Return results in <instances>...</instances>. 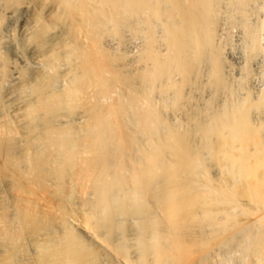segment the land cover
I'll return each mask as SVG.
<instances>
[{"label": "bare ground", "instance_id": "obj_1", "mask_svg": "<svg viewBox=\"0 0 264 264\" xmlns=\"http://www.w3.org/2000/svg\"><path fill=\"white\" fill-rule=\"evenodd\" d=\"M52 1L68 40L0 100V264H25L27 237L32 264H170L202 243L193 264H264V20L247 21L264 0ZM222 8L246 38L235 89ZM34 21L21 31L39 44L50 24ZM197 78L220 103L167 118Z\"/></svg>", "mask_w": 264, "mask_h": 264}, {"label": "rangeland", "instance_id": "obj_2", "mask_svg": "<svg viewBox=\"0 0 264 264\" xmlns=\"http://www.w3.org/2000/svg\"><path fill=\"white\" fill-rule=\"evenodd\" d=\"M45 1V2H43ZM34 2V3H33ZM46 3V4H45ZM25 4V5H24ZM2 5V6H1ZM37 5V6H36ZM50 5V6H48ZM53 5V6H52ZM0 6H1V10H0V57L2 58V60L5 59V61L7 62V70H9L11 73H9V76H7L5 78L4 81H2L0 83V100H1V97L9 90L12 88V86H14L18 81L19 79H16V70L18 69H15V68H19V70H22V72H24V70H26L23 75L24 77H28L32 72L33 74H35L38 70H40L42 68V65H43V62L41 60L42 58V54L49 51V49H56V51H61V48H59V43L63 40H68V37H67V30L65 28V23L63 22H55V23H51V20H53L56 16V13H57V10L54 6V2L52 0H21V2L19 4H16V5H12L11 7L9 8H6L4 6V3L2 0H0ZM39 6V7H38ZM44 6V7H43ZM48 6V7H47ZM255 7V8H254ZM33 8V10H32ZM48 8V9H47ZM252 10H251V13H249L248 17H247V21L249 24H253L254 26L258 25L260 21L258 20H264V10L261 6V4H258V3H255L253 6H252ZM261 8V9H260ZM31 9V10H30ZM52 11H51V10ZM223 10L220 12V15L222 17L219 16V20H218V23L220 25V27L222 28L223 27V30L225 28H229L231 25V23L229 21H227L226 19V15H227V12L225 11L224 8H222ZM259 9V10H258ZM5 10V11H4ZM262 10V11H260ZM32 11V12H31ZM41 11V12H40ZM54 11V12H53ZM255 11V12H254ZM258 11V13H257ZM2 12V13H1ZM36 12V13H35ZM45 12V13H43ZM4 13V14H3ZM30 13H33V14H30ZM35 13V14H34ZM47 13V14H46ZM257 13V14H256ZM260 13V14H259ZM38 14V15H37ZM40 14V15H39ZM251 14V15H250ZM254 15V17H253ZM38 16H41V20H43V22H46V23H49L50 24V27H48L47 31L43 34V37H44V41L42 43H36L34 40H32L31 38H29L31 35H28V32L30 34V31L31 29L29 30H26L24 29L23 31H21V27L22 25L24 24V26H32L35 22L34 20L38 17ZM49 16V17H48ZM256 16V17H255ZM32 17V18H31ZM54 17V18H52ZM252 17V18H251ZM4 18V19H2ZM21 19V20H20ZM24 19V20H23ZM34 19V20H33ZM224 19V22L223 20ZM250 19V20H249ZM49 20V21H48ZM226 20V21H225ZM252 20V21H251ZM254 20V21H253ZM261 20V21H262ZM24 21V22H23ZM27 21V22H26ZM23 22V23H22ZM59 23V24H58ZM224 23V24H223ZM223 24V25H222ZM228 24V25H227ZM60 25H62L60 27ZM225 25V27H224ZM227 26V27H226ZM236 26V27H235ZM55 27H56V30H55ZM232 27V29H231ZM229 29H231V31L228 29L226 30H222V42L224 44V47H225V53H226V59H230L228 60V62L231 64L230 66L233 68V71H232V75H231V79L229 77V83L231 85L232 88L235 89V87L237 86L238 87V84L239 83H236V81L238 82V76H239V68L240 66L242 65V62H243V59L245 58V54H246V38L243 34V31L240 30V27H238L237 25L233 24ZM235 27V28H234ZM17 31H16V30ZM50 29V30H49ZM235 29V30H234ZM53 30V31H52ZM66 30V31H65ZM233 30V32H232ZM51 31V32H50ZM227 31H229L230 33H227ZM238 31L239 34H238ZM14 32H16L14 34ZM25 32V33H24ZM50 32V33H49ZM235 32V33H234ZM236 32H237V35H241V36H237L234 37L236 35ZM21 33V34H20ZM56 33V34H55ZM243 35H242V34ZM20 34V35H19ZM54 34V35H53ZM230 34V35H229ZM233 34V35H232ZM15 35V36H14ZM27 35H28V38H27ZM53 35V36H52ZM229 39H227V36ZM52 36V37H50ZM61 36V38H60ZM47 37V39H46ZM50 38H53L52 40L49 39ZM55 37H59L60 40H58L57 38ZM129 35H126L125 38H128ZM232 37V38H231ZM243 37V38H242ZM10 38V39H9ZM16 38V40H15ZM25 38V39H24ZM18 39V40H17ZM224 39V40H223ZM234 39H236L235 42ZM241 39V40H240ZM2 40V41H1ZM49 40V41H47ZM240 40V41H239ZM244 40V41H243ZM18 41V42H17ZM57 41V42H56ZM227 41V42H226ZM234 41V42H233ZM9 42V43H8ZM17 42V43H16ZM28 42H31V43H28ZM241 42V44H240ZM245 42V43H244ZM4 43V44H3ZM14 43V44H13ZM47 43V44H46ZM51 43V44H49ZM235 43V44H234ZM11 44V45H10ZM25 45V46H22V45ZM29 44V45H28ZM35 44V45H34ZM43 44V45H42ZM10 45V46H9ZM53 45V47H51ZM228 45V46H227ZM231 45V46H230ZM237 45V46H236ZM243 45V46H242ZM28 46H29V49H28ZM55 46V47H54ZM236 46V47H235ZM4 47V48H3ZM6 47V48H5ZM16 47V48H15ZM39 47V49H37ZM129 47V45L127 46ZM238 47V48H237ZM243 47V49H242ZM228 48V49H227ZM6 49V50H5ZM35 49V50H34ZM45 49V50H44ZM230 49V53L228 52V50ZM3 50V51H2ZM11 50V51H10ZM238 50V51H237ZM241 50V51H240ZM14 51V52H12ZM16 51V52H15ZM21 53H20V52ZM32 51V52H31ZM235 51V52H234ZM12 52V53H10ZM43 52V53H42ZM240 52V53H239ZM235 53V54H234ZM239 53V54H238ZM244 53V54H243ZM4 54V55H3ZM13 56H12V55ZM20 54V55H19ZM17 55H19L17 57ZM26 55V56H25ZM231 55V56H230ZM236 55V56H235ZM244 55V56H242ZM261 55V54H260ZM264 56V55H263ZM20 57V58H19ZM237 57V58H236ZM0 58V59H1ZM237 60H236V59ZM264 58V57H262ZM22 60V61H21ZM242 60V61H241ZM24 61V62H23ZM35 61V62H33ZM39 62V63H38ZM40 62H41V65H40ZM2 63V61L0 60V64ZM27 63V64H26ZM32 63V64H31ZM37 63V64H36ZM236 63V64H235ZM25 64V65H24ZM29 64V65H28ZM69 63H67V61H58L56 62V70L58 73L62 74L67 67H69L68 65ZM238 64V65H237ZM24 65V66H23ZM32 65V66H31ZM34 65V66H33ZM239 66V67H238ZM36 67V68H35ZM33 68V69H32ZM31 69V70H30ZM30 70V71H29ZM34 70H37V71H34ZM29 71V72H28ZM235 71V72H234ZM28 72V73H27ZM56 72V71H55ZM27 74V75H26ZM177 77V76H176ZM13 78V79H12ZM179 78V77H177ZM7 80V81H6ZM9 80V81H8ZM232 80V81H231ZM257 80H260V78H258ZM15 81V82H14ZM261 81V80H260ZM7 82V84H5ZM63 82V83H62ZM257 82V81H256ZM58 83V84H57ZM64 81L62 79L58 80L55 84V86L57 88H62L64 86ZM235 83V84H234ZM259 84H261L262 82H257ZM12 84V86H11ZM14 84V85H13ZM194 84V85H193ZM7 85V86H6ZM236 85V86H234ZM198 86V87H197ZM195 87V88H194ZM210 84L209 83H201V79H198L197 78V81L193 82L191 84V88L189 89V93L187 94V97L184 99V100H181V103L180 106L177 105V100L174 99L173 101V104H172V107L170 110L169 107H167L165 109V115H167V118H170V119H174V120H177L178 121H181L183 123H186V121L188 120V122L191 120V122L195 121V117H197V112L200 110V109H203V108H206V107H216L222 97L218 96L217 94L213 93V91H211L212 87L210 88ZM236 87V88H237ZM198 88V89H197ZM206 88V89H205ZM198 90V91H197ZM172 92V91H170ZM209 92V93H208ZM201 94V95H200ZM209 94V95H208ZM216 95V96H215ZM13 96H15V94H12V95H9L8 98H12ZM196 96V97H195ZM218 96V97H217ZM200 97V98H199ZM213 97V98H212ZM6 99V98H5ZM4 99V100H5ZM191 99V100H190ZM207 101V102H206ZM218 101V102H217ZM194 102V103H193ZM200 102V103H199ZM211 102V103H210ZM178 104H179V101H178ZM199 104V105H198ZM175 105V106H174ZM198 105V106H197ZM204 105V106H202ZM179 107V108H178ZM199 109V110H198ZM80 110L77 109L76 112H74L72 115H70L68 118H65L67 120H74L72 122H78V120H82L83 117L81 118L80 116ZM170 112V113H169ZM195 113V114H194ZM170 114V115H169ZM184 114V115H183ZM174 115V116H172ZM184 116V117H183ZM192 117V119H191ZM78 118V119H77ZM177 118V119H175ZM182 118V119H181ZM190 118V119H189ZM185 120V121H184ZM211 166H209V173L210 175H213L215 174V168L213 167V165L210 163ZM196 223V222H195ZM192 222V226L195 224ZM197 224V225H196ZM192 229L193 232L195 233H191L189 235V239L191 238L192 241H195L193 243H191V239H190V243L192 244V247L194 246L193 244H196L198 245L199 242L201 240H203L204 238H206L207 240H205V243L207 244L209 239H210V243L212 244V239L210 238V233L208 234H204L202 232L199 233V231H203V229L201 227L198 228V223H196ZM78 229L84 234L85 238L87 240L89 239H92L93 236L91 235L90 232H88L87 230L84 231V229L81 227V226H77ZM197 227V229H199V231L195 230V228ZM82 229V230H81ZM195 236V234H197ZM202 233V234H201ZM87 234V235H86ZM201 234V235H200ZM192 235L195 237H192ZM203 237V239L200 240V237ZM209 236V238L207 237H204V236ZM198 236V237H197ZM198 239H197V238ZM24 243L26 245L25 247V252L26 253H29V254H26L25 253V256H30L29 259L28 257H26V260L24 259L23 261L26 262L25 264H32L33 261H34V257H35V247L33 246V241L31 238L27 237L26 239H24ZM199 240V242H198ZM32 243H31V242ZM98 241V240H97ZM197 241V243H196ZM207 241V242H206ZM202 242V241H201ZM200 242V243H201ZM209 244V243H208ZM207 244V245H208ZM210 244V245H211ZM31 245V248H29V246ZM200 248H197L199 246H194V250L192 249V251L194 252H190L189 255L185 258H182L180 260H177V261H173L172 263L170 264H193L199 257L200 255H202L204 253V251L206 250H203L202 252V248L205 247L203 245L205 244H200ZM208 245V247L210 246ZM203 246V247H202ZM207 247V246H206ZM197 248V249H196ZM204 249V248H203ZM32 256V257H31ZM30 262V263H29ZM24 264V263H23ZM169 264V263H167ZM212 264H216V261H213Z\"/></svg>", "mask_w": 264, "mask_h": 264}]
</instances>
